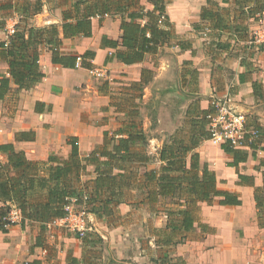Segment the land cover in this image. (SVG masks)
I'll return each instance as SVG.
<instances>
[{"label":"crops","instance_id":"0c3cea01","mask_svg":"<svg viewBox=\"0 0 264 264\" xmlns=\"http://www.w3.org/2000/svg\"><path fill=\"white\" fill-rule=\"evenodd\" d=\"M25 1L37 0H0V20L6 23L0 28V42L8 39V30L12 26L25 29L53 25L59 29L61 42L55 49L54 44L40 46L39 64L45 74L42 80L30 89L21 90L12 82L11 90L0 99V146L13 144L17 151L25 152L35 161H46L50 155L66 159L72 150L68 138L77 137L80 156H88L104 144V133L112 135L124 127V111L128 105L123 98L134 93L132 84L141 81L144 68L152 71V79L144 86L143 92L162 75V66L157 60L161 52L170 49L178 52L182 82L190 95H194L187 108L192 101L198 100L202 109H208L214 97L229 95L237 109L245 113L248 125L259 124L264 129L263 48L215 28L217 19L223 17L228 25H247L251 33L264 29V13L261 22L243 14L248 15L247 10L254 5V0L244 6L237 0H165L172 30L170 43L159 46L156 52L146 53L142 61L133 64H126L116 56V51L123 49L120 14L93 17L89 37L80 34L66 38L62 31L64 13L74 19L76 8L73 2L76 0H41L40 12L32 14L30 8L27 14H22L20 10ZM139 5L145 10L154 9V4L148 0H140ZM211 14L214 17L207 19ZM104 37L117 41L118 47L103 45ZM178 40L190 42L191 47L180 48ZM219 42L222 44L218 46ZM223 43L228 47L222 48ZM54 50L57 59L65 57V64L54 62ZM87 51L95 52L94 59L86 60L91 63L90 68L83 66L80 56ZM75 56L78 60H74ZM165 62L163 59L162 64ZM96 69L105 71L106 75L94 74L92 71ZM2 75H9L8 64L0 59V79ZM140 120L143 126V119ZM162 144L158 143L157 151ZM259 149L256 155L251 148L241 149L248 153L247 160L231 166L233 157L221 145L211 140L202 142L197 152L202 162L216 173L217 187L238 195L242 204L221 205V197H215L211 204L200 202L194 228L170 246L156 242L158 234L155 229L165 227L168 221L164 212L163 223L155 226L151 234L160 249V255L150 258L152 264H157L156 261L164 255H168L171 261L182 259L185 264H264V227L260 226L254 197L255 188L264 184V167L260 166V160L264 158V141ZM0 161H7V154L1 150ZM139 169L142 173L145 168ZM91 170H94L93 166H89V173ZM239 174L253 176L254 185L240 183ZM94 175L92 171L90 179ZM130 193L138 202V210L142 209L148 215L157 211L159 203L142 202L140 190H131ZM128 197L117 208L119 220L136 209V204ZM91 216L97 222L104 221L103 230H106L96 229L91 240L84 241L64 232L63 223L58 219L49 223L45 232L33 222L24 228L17 224L7 233L0 232V264H67L69 255L84 258L90 264H115L114 260L118 264H134L143 256L135 245H114L117 239L111 242L110 236L121 235L122 226H113L110 219L98 220ZM101 243L110 253L103 254L102 263H98L96 258L101 256L97 248H101ZM141 251L145 253L143 248Z\"/></svg>","mask_w":264,"mask_h":264},{"label":"trees","instance_id":"16d2710c","mask_svg":"<svg viewBox=\"0 0 264 264\" xmlns=\"http://www.w3.org/2000/svg\"><path fill=\"white\" fill-rule=\"evenodd\" d=\"M139 1L76 0L73 2L76 8L74 19L67 12L64 13L63 35L66 38L80 34L89 37L92 35L93 17L120 14L123 49H118L116 56L126 64L140 62L146 53L156 52L159 46L170 43L172 30L166 15L165 0H148L154 4L153 10H145ZM251 1L237 0V3L244 6ZM22 6V14H27L30 8L32 14L42 10L41 0L25 1ZM16 10L19 9L16 7ZM247 12L248 15L243 13L247 18L258 20L264 13V0H254V5L249 6ZM213 17L211 14L207 19ZM225 21L223 17L217 19L216 30L228 31L245 41L252 39L247 25L234 27ZM5 25V21L0 20V28ZM60 42L59 29L54 25L25 29H17L16 26L15 33L0 42V59L8 64L9 74L2 75L0 79V99L11 90L12 82L21 90L30 89L42 80L45 74L40 69L39 48L45 43L54 44L55 49ZM102 44L111 48L119 45L107 37L103 38ZM221 44L219 42L218 46ZM177 45L182 49L191 47L190 42L184 40H178ZM227 47L228 44L223 43L222 48ZM55 53L54 50V62L65 64V57L57 59ZM80 56L83 66L90 68L91 63L86 60L94 59L95 52L87 51ZM74 60H78V57L75 56ZM151 79L152 71L144 68L141 81L134 82L131 87L139 90V95L133 93L123 98L128 105L127 111H124V127L112 135L104 133V144L85 158L79 154L77 137L68 138L72 150L66 159L50 155L46 161H35L29 159L25 152L17 151L13 144L0 146V150L7 154V161H0V232L7 233L17 224L24 228L29 222L38 223L41 232H45L49 223L67 215L66 207L71 204L83 207L98 220L114 221L117 219V208L127 200L128 192L140 190L142 202L155 205L162 201L168 221L165 227L155 229L158 234L156 242L161 246H170L194 228L200 202L211 204L215 197H221V205L242 204L238 195L217 187L216 173L206 162H202L197 152L202 142L211 139L208 115L214 111L212 105L202 109L198 100L192 101L185 112L182 126L164 140L157 155L146 150L148 134L142 126L141 111L134 99L142 97L143 88ZM251 126L259 134L251 144L252 152L256 155L264 141V129L259 124ZM221 147L233 157L231 166H237L248 158L247 152L234 148L230 143H223ZM154 163H158V166L148 168ZM89 166L94 168V178L83 181L82 176L89 173ZM260 166L264 167V158L260 160ZM140 167L145 168L142 173ZM239 178L242 184L254 185L253 176L239 174ZM254 197L260 226L264 227V184L255 188ZM166 199H169L168 204L165 203ZM13 209L20 211V222L7 220ZM94 232L86 233L81 239L91 240ZM90 263L73 255L67 258V264ZM156 263L185 264V261H171L168 255H164Z\"/></svg>","mask_w":264,"mask_h":264},{"label":"rangeland","instance_id":"374dc122","mask_svg":"<svg viewBox=\"0 0 264 264\" xmlns=\"http://www.w3.org/2000/svg\"><path fill=\"white\" fill-rule=\"evenodd\" d=\"M178 55V52L173 51L172 49H170L169 52L167 50L161 52L158 57L157 63L162 66L160 71V73L163 71V73H161L162 75L145 88L141 98L134 99L135 104L138 105L141 111L143 127L146 129V132L148 134L149 140L148 143H146L145 147L149 152H151L152 155L155 156L157 155L156 152H158L156 150L158 148V143H163L167 137H169L179 127L182 126L189 99L194 97V95H190V93L186 90V84L182 82L183 79L181 76V65L179 60L180 56ZM163 59H165L166 61L164 63L165 65L162 64ZM134 93L135 95H139L140 91L135 90ZM228 96L229 95L214 97V100H223ZM119 121L120 120L118 119V122ZM85 157H87V155L82 156V158ZM155 166H158V163L151 164L150 166H148V168H152ZM92 171L93 170H91L90 173L83 175L84 181H87L88 179H90V177L93 176H90L92 174ZM142 171H144V169ZM127 196H129L128 200H131L134 202V204H136V209H133V212L128 216H125L123 218L121 217L120 220L115 219L114 221L112 220V222H110V224L112 223L113 226H122L119 230L121 232V235L110 236L111 242L113 243L117 239V242H115L116 244L113 243L114 245L123 243L127 246L135 245L136 247H139L136 249L139 250V253L143 254V258L141 257L139 258V260H135L136 262H134V264H152L149 261L150 258L152 256L160 255V249L156 247L151 234L153 232V228L157 225L162 224L165 219L164 205L159 203V205L156 207L157 211H154V214L150 213L148 215L143 212L142 209H137L138 202H135L133 194L128 192ZM168 202L169 199H166L165 203L168 204ZM82 209L83 207L74 204V213H78ZM84 221L87 224L88 228L93 229V232H97L96 229H99L101 232H106L105 229L103 230L105 222L95 221L90 213L85 215ZM61 227L64 232H67L75 238H80V236L77 234V231L69 227V224H62ZM103 244L101 245V248L100 246L99 248H97L98 255L101 256L96 258L98 259V263H102L104 259V257H102L103 254L105 255L106 253L107 255L108 253H110V250H104ZM142 248L145 250V253L141 251ZM139 253L137 254L138 256ZM131 262L133 261L131 260ZM114 263L118 264V261L114 260Z\"/></svg>","mask_w":264,"mask_h":264},{"label":"built area","instance_id":"2783aa9c","mask_svg":"<svg viewBox=\"0 0 264 264\" xmlns=\"http://www.w3.org/2000/svg\"><path fill=\"white\" fill-rule=\"evenodd\" d=\"M258 21H262V15L258 18ZM8 31L9 35L14 34L15 27H10ZM250 43L262 47L264 51V29L253 31ZM79 64L78 62V65ZM92 72L98 76L106 75V72L101 69H96ZM212 106L214 107V111L208 115V129L211 133L210 140L218 145L230 143L237 149H250L251 144L255 142L259 136L258 130L255 127H249L246 115L237 109L233 104L232 98L228 96L223 100H213ZM258 151H260V149ZM73 207L74 204L68 205L66 207L68 212L67 215L58 220L62 221L63 224H69V227L75 229L80 238H82L87 232L93 229L88 228L84 221L85 215L88 214L86 210L82 209L78 213H74ZM7 220L10 222H20V211L13 209L7 217Z\"/></svg>","mask_w":264,"mask_h":264}]
</instances>
